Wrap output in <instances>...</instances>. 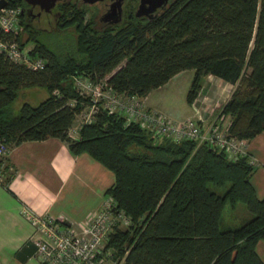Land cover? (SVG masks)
<instances>
[{
    "label": "trees",
    "instance_id": "trees-1",
    "mask_svg": "<svg viewBox=\"0 0 264 264\" xmlns=\"http://www.w3.org/2000/svg\"><path fill=\"white\" fill-rule=\"evenodd\" d=\"M77 5L58 6L57 30L74 29L61 41L20 15L22 29L10 36L21 45L31 41L29 54L45 63L33 69L0 52V138L10 148L58 137L71 153L87 152L114 173L104 193L132 219L114 228L105 244L120 264H264L256 250L264 240V195L259 198L250 181L254 164L247 153L233 159L207 141L156 138L101 101L77 136L68 133L92 103L76 86L78 76L144 96L187 68L193 69L188 103L204 78L216 75L234 85L215 115L220 122L228 117V135L249 139L263 131L264 0H170L152 16H136L130 6L122 22L100 29ZM37 86L47 95L15 111L19 90ZM6 159L0 157V173L8 188L13 172L6 171ZM238 202L250 217L221 229L223 209Z\"/></svg>",
    "mask_w": 264,
    "mask_h": 264
},
{
    "label": "crops",
    "instance_id": "crops-1",
    "mask_svg": "<svg viewBox=\"0 0 264 264\" xmlns=\"http://www.w3.org/2000/svg\"><path fill=\"white\" fill-rule=\"evenodd\" d=\"M233 87L213 74L204 78L193 104L205 123L215 117ZM150 95L151 90L142 96L145 103ZM146 104L164 111L161 103ZM183 112L173 119L195 114L193 107L190 112ZM227 121L225 117L224 126ZM245 151L254 160L250 181L261 198L264 195V130L246 139ZM6 158V171L13 174L8 188L0 180V264H41L30 239L33 227L23 207L34 213L50 214L63 224L79 229L100 207L105 188L114 181V173L87 152L71 153L66 142L58 137L23 140L9 148ZM256 250L264 260L263 239L257 241Z\"/></svg>",
    "mask_w": 264,
    "mask_h": 264
},
{
    "label": "built area",
    "instance_id": "built-area-1",
    "mask_svg": "<svg viewBox=\"0 0 264 264\" xmlns=\"http://www.w3.org/2000/svg\"><path fill=\"white\" fill-rule=\"evenodd\" d=\"M22 9L21 5L6 3L0 7V52L13 61L25 62L33 69L42 68L44 58L32 57L26 44L21 45L16 38L10 36L22 29ZM75 83L81 93L90 95L92 99V103L85 107L81 123L92 119L93 113L98 109L97 102L101 101L103 107L110 112L121 113L126 123L137 122L156 138L168 136L175 142L183 139L207 141L224 150L226 156L233 159L246 153V139L228 135L224 122H220L216 116L205 123L193 103L195 114L176 120L164 111L148 106L142 96L117 92L105 82L94 83L87 77L78 76ZM81 123L69 128L70 136H77ZM8 150L6 141L0 138V157L6 156ZM249 161L254 162L252 158ZM23 211L33 227L30 239L41 264H120L112 249L105 248V244L114 228L127 227L132 219L111 195L104 194L100 207L93 211L79 229L63 224L47 213H34L26 207H23Z\"/></svg>",
    "mask_w": 264,
    "mask_h": 264
},
{
    "label": "rangeland",
    "instance_id": "rangeland-1",
    "mask_svg": "<svg viewBox=\"0 0 264 264\" xmlns=\"http://www.w3.org/2000/svg\"><path fill=\"white\" fill-rule=\"evenodd\" d=\"M128 5L134 7L136 4L134 0H129ZM85 9L86 18H92L93 13H97L99 10L97 9L96 4L90 6L86 5ZM36 11L37 9H34L33 12L36 13ZM93 19L96 20V22L94 23L95 28L100 29L102 27V24L100 23L97 16H95ZM28 21L30 20L28 19ZM30 22L35 27L44 30L48 37L51 36L58 41L64 40L65 34L70 33V35H74V29L72 27L67 28L65 31L57 30L55 13H41L39 16L34 17V19H32ZM25 46L30 48L32 46V42H27ZM192 72L193 69H184L180 71V73H178L177 75L172 76V78H170L164 84L160 85L158 88L156 87L154 89H151V95L149 99H147V102L150 101L152 104H154V102L161 103L163 105H161L162 109L167 112L171 118H175L180 114H183V110H185L186 112H190L193 101L191 103L187 102L186 93L189 89ZM46 95L47 92L43 87L37 86L22 88L19 90L16 99L13 101V109L15 111L18 110L19 106L24 101L36 104ZM85 110L86 108L83 110L82 113L76 115L75 119L73 120V126L77 127V125L82 122L84 118V113L86 112ZM207 185L211 189L216 190V187L213 184L208 183ZM248 217H250V212L246 209L243 203L238 202L235 206L227 204L222 211L219 226L221 229L236 227L243 223V221L246 220Z\"/></svg>",
    "mask_w": 264,
    "mask_h": 264
},
{
    "label": "flooded vegetation",
    "instance_id": "flooded-vegetation-1",
    "mask_svg": "<svg viewBox=\"0 0 264 264\" xmlns=\"http://www.w3.org/2000/svg\"><path fill=\"white\" fill-rule=\"evenodd\" d=\"M115 1H117V0H98V1H95L93 3H88V2H83L82 0H56L55 4L51 8V10H48V11L43 9V8H40L38 6L31 7V5L26 2L27 5L24 6L21 14L25 20L29 19L31 21L32 19H34V17L39 16L41 13H43V14H49V13L57 14L58 6L61 2H67V3H71V2L75 3L76 2L78 4L77 5L78 7L83 6L84 8H86V5L90 6V5L96 4L97 9H99V10L97 13H95V12L93 13L92 18L90 17L92 19V26L95 27L94 23L96 22V20L93 18L95 16H97L100 23L102 24L101 28H103V27L113 26L115 24H118L126 18V14L128 13V9L130 7V5H128L129 0H120V6H119V9H117L118 15L114 14L112 11V4ZM134 1H135V4L137 5L138 0H134ZM169 2H170V0H168L165 5H167ZM136 5L133 7V10L136 7ZM34 9H37L36 13L33 12ZM159 9H157V10H159ZM117 16L119 17V19L117 21H114V19L117 18Z\"/></svg>",
    "mask_w": 264,
    "mask_h": 264
},
{
    "label": "water",
    "instance_id": "water-1",
    "mask_svg": "<svg viewBox=\"0 0 264 264\" xmlns=\"http://www.w3.org/2000/svg\"><path fill=\"white\" fill-rule=\"evenodd\" d=\"M25 2L29 3L31 7H40L45 10H51L53 5L55 4L56 0H24ZM83 2L93 3L98 0H82ZM168 0H138L136 7L133 10L134 15L136 16H152L157 9L162 8L165 6ZM6 0H0V7L5 5ZM120 6V0L115 1L112 4V11L114 14L118 15V10ZM158 11V10H157ZM120 16V15H119ZM119 17L114 19L117 21Z\"/></svg>",
    "mask_w": 264,
    "mask_h": 264
}]
</instances>
